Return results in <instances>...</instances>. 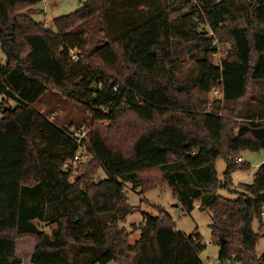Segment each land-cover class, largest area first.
<instances>
[{
  "label": "trees",
  "instance_id": "trees-1",
  "mask_svg": "<svg viewBox=\"0 0 264 264\" xmlns=\"http://www.w3.org/2000/svg\"><path fill=\"white\" fill-rule=\"evenodd\" d=\"M39 1L0 0V264L22 263L24 237L34 264H204L200 232L185 234L167 213L121 224L134 210L126 183L139 193L168 185L183 213L210 211L222 264H264L252 228L264 161L251 183L228 187L248 167L241 151L264 150V0H85L54 18L56 31L29 14ZM141 5L137 18H118ZM217 42L228 45L219 57ZM188 57L195 69L182 78ZM49 90L86 112V161L74 159L72 125L33 105ZM100 168L106 176L94 178Z\"/></svg>",
  "mask_w": 264,
  "mask_h": 264
},
{
  "label": "rangeland",
  "instance_id": "rangeland-1",
  "mask_svg": "<svg viewBox=\"0 0 264 264\" xmlns=\"http://www.w3.org/2000/svg\"><path fill=\"white\" fill-rule=\"evenodd\" d=\"M85 0H43L39 1L29 9V14L36 20L43 22L45 26L53 31H56L54 18L69 12L75 11L83 5ZM128 7V8H127ZM124 6L121 10L128 11L125 14H121L118 18L124 20L126 15L133 14L132 17L142 15L146 12L147 7L141 5L138 8H129ZM136 11L139 13L137 14ZM136 15V16H135ZM121 23V22H120ZM218 46V57L223 54V51L228 48L225 43L217 42ZM5 60V55L0 47V61ZM195 69L194 58L188 57L184 62L181 63L180 74L182 78H185L190 70ZM0 95V105L2 98ZM8 104L15 105L16 102L9 99ZM33 105L44 111L53 122L58 126L69 125L73 132L82 134L87 132L89 125L87 122L86 112L83 107L79 104L71 102L65 99L56 91L49 90L43 96H41ZM3 115V109L0 107V117ZM86 136V135H85ZM85 145V143H84ZM82 154L79 158L84 159L80 161H86L88 159L87 151L85 148H80ZM244 162L248 163L247 168H236L231 172L230 181L228 183L229 188H238L240 183H251L253 179V172L257 166L264 161V150H242L240 153ZM86 157V158H85ZM78 162H74L73 165L76 167ZM226 168V161L224 158H217L215 161V169L217 176L221 181H224V171ZM78 176V175H77ZM106 176L103 168H100L94 175V178H100ZM228 187H219L217 193L229 198H235L236 192H232ZM125 191L128 196V200L131 205L134 206V210L127 215L123 224L127 228H131V224L140 223L143 218V212H154L161 214H169L178 229L185 234H190L195 229L200 232L202 241L206 244L205 249L200 253V257L205 264H222L218 259L219 246L211 242V228L210 223L212 221L211 212L208 210L201 211L195 207L190 213H183L180 207L177 205V201L174 199L171 188L167 185L164 188H155L148 190L145 193H139L138 189L133 190L130 183L125 184ZM37 222V221H36ZM39 225L46 231H50L52 224L40 221ZM253 230L259 234L255 252L257 255L264 253V211L261 218H254L252 222ZM139 230L133 231L130 235V241H134L139 237ZM35 247V241L31 237H24L17 241L16 249L17 255L21 259V264H34L31 262V254ZM211 262V263H210ZM108 264H114L109 262Z\"/></svg>",
  "mask_w": 264,
  "mask_h": 264
},
{
  "label": "built area",
  "instance_id": "built-area-1",
  "mask_svg": "<svg viewBox=\"0 0 264 264\" xmlns=\"http://www.w3.org/2000/svg\"><path fill=\"white\" fill-rule=\"evenodd\" d=\"M209 35H212V31L210 30L209 31ZM217 41V39H215V42ZM71 59H77V54H76V52L75 51H73L72 50V53H71ZM213 96H215V97H221L222 96V93H221V91L219 90V89H215L214 91H213V94H212ZM85 134H86V132L84 133H82V134H79L78 132H73V135H78V139H77V141L79 142V145H80V148H85L86 149V147H85V145H84V143L82 142V140H81V138L82 137H84L85 136ZM78 154L77 155H75L74 156V159H76V158H78ZM240 160L242 159V158H239ZM195 206L196 207H198V203H195ZM211 263V262H210ZM205 264V263H204ZM225 264H230L229 262H226Z\"/></svg>",
  "mask_w": 264,
  "mask_h": 264
},
{
  "label": "crops",
  "instance_id": "crops-1",
  "mask_svg": "<svg viewBox=\"0 0 264 264\" xmlns=\"http://www.w3.org/2000/svg\"><path fill=\"white\" fill-rule=\"evenodd\" d=\"M243 159V158H242Z\"/></svg>",
  "mask_w": 264,
  "mask_h": 264
},
{
  "label": "water",
  "instance_id": "water-1",
  "mask_svg": "<svg viewBox=\"0 0 264 264\" xmlns=\"http://www.w3.org/2000/svg\"><path fill=\"white\" fill-rule=\"evenodd\" d=\"M19 57V56H18Z\"/></svg>",
  "mask_w": 264,
  "mask_h": 264
}]
</instances>
